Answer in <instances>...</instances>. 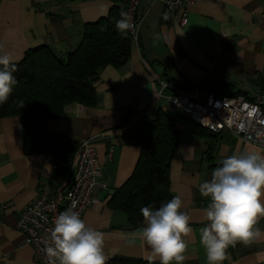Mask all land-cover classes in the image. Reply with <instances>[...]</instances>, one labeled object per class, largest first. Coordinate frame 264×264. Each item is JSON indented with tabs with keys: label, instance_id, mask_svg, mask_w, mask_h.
Wrapping results in <instances>:
<instances>
[{
	"label": "crops",
	"instance_id": "1",
	"mask_svg": "<svg viewBox=\"0 0 264 264\" xmlns=\"http://www.w3.org/2000/svg\"><path fill=\"white\" fill-rule=\"evenodd\" d=\"M113 0H0V55L12 63L26 51L48 46L63 55L72 51L86 24L108 15ZM187 19L160 21L163 5L141 3L138 8L139 43H131L127 63L105 67L94 83L93 107L70 103L64 115L46 123L47 131L77 144L87 139L100 165L96 202L83 214L88 226L104 233L105 254L146 259L149 249L133 238L126 216L108 205L113 192L132 175L140 146L125 143L123 135L139 124L151 123L160 111L175 119L180 142L169 166V191L180 196L192 217V234L184 264H207L200 245L204 226L203 198L198 185L211 178L221 161L239 152L264 150L246 144L227 131L211 134L176 113L169 97L175 90L251 98L264 93V0H198L185 4ZM158 81L166 82L157 96ZM210 155V156H209ZM73 162V161H72ZM72 162L56 170L48 155H25L19 117L0 119V264H41L15 229L17 217L42 191L63 187L72 176ZM264 233V217L257 225ZM107 260V262H108ZM106 262V263H107ZM159 262V261H153ZM223 264H264V235L250 245L228 250Z\"/></svg>",
	"mask_w": 264,
	"mask_h": 264
},
{
	"label": "trees",
	"instance_id": "2",
	"mask_svg": "<svg viewBox=\"0 0 264 264\" xmlns=\"http://www.w3.org/2000/svg\"><path fill=\"white\" fill-rule=\"evenodd\" d=\"M121 11H125V5L116 4L106 17L86 24L80 41L70 52L60 55L48 46H41L26 51L23 59L14 63L16 83L8 101L0 104V119L13 116L21 119L25 155H48L56 170L71 164L78 144L50 134L46 123L61 118L64 107L70 103L95 106L94 83L100 72L107 66L120 68L127 63L132 42L129 32L122 34L116 28ZM259 81L264 82V78ZM180 137L175 119L160 111L151 123L139 124L123 135L125 143L140 146V156L132 175L113 192L108 205L124 213L131 229L143 223L141 209H156L172 199L169 166ZM236 248L237 245L228 250L234 253ZM106 264L150 262L116 256Z\"/></svg>",
	"mask_w": 264,
	"mask_h": 264
},
{
	"label": "clouds",
	"instance_id": "3",
	"mask_svg": "<svg viewBox=\"0 0 264 264\" xmlns=\"http://www.w3.org/2000/svg\"><path fill=\"white\" fill-rule=\"evenodd\" d=\"M120 17L116 22L119 32L134 30L126 11H121ZM12 61L11 54L0 55V104L8 101L16 83ZM198 191L209 200L205 224L199 229L207 264H223L230 247L250 245L264 235L257 227L264 217V154L245 151L224 158L211 178L198 185ZM75 208L73 201L55 218L44 247L46 264H106L104 233L88 226ZM141 212L144 226L133 238L149 249L146 259L150 264H184L193 228L180 196L156 209L144 207Z\"/></svg>",
	"mask_w": 264,
	"mask_h": 264
},
{
	"label": "built area",
	"instance_id": "4",
	"mask_svg": "<svg viewBox=\"0 0 264 264\" xmlns=\"http://www.w3.org/2000/svg\"><path fill=\"white\" fill-rule=\"evenodd\" d=\"M198 0H120L125 5L134 30H129L131 42L138 46V8L141 3L160 2L163 11L160 21L168 24L177 19L183 26L187 19L185 4ZM157 96L161 97L169 85L158 81ZM172 109L188 119L197 127L210 133L227 131L246 144L264 150V93L251 98L244 96H219L207 94L199 97V90L191 92L175 90L169 97ZM72 176L63 186L53 192L42 191L37 198L17 217L15 229L23 236L25 245L30 246L37 262L46 264L44 247L46 239L54 226L55 218L76 202L77 211L83 214L96 202L95 190H106V185L98 181L100 165L95 147L87 139L78 142L72 162Z\"/></svg>",
	"mask_w": 264,
	"mask_h": 264
}]
</instances>
